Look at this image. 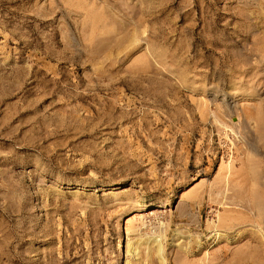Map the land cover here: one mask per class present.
Listing matches in <instances>:
<instances>
[{
    "label": "rangeland",
    "instance_id": "1",
    "mask_svg": "<svg viewBox=\"0 0 264 264\" xmlns=\"http://www.w3.org/2000/svg\"><path fill=\"white\" fill-rule=\"evenodd\" d=\"M0 264H264V0H0Z\"/></svg>",
    "mask_w": 264,
    "mask_h": 264
}]
</instances>
